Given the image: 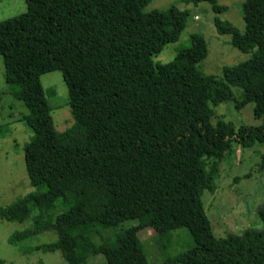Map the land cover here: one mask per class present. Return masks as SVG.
Masks as SVG:
<instances>
[{
	"label": "trees",
	"instance_id": "16d2710c",
	"mask_svg": "<svg viewBox=\"0 0 264 264\" xmlns=\"http://www.w3.org/2000/svg\"><path fill=\"white\" fill-rule=\"evenodd\" d=\"M24 1L25 12L0 20V56L8 92L28 111L20 119L32 131L23 157L37 190L0 208V218L21 222L32 208L39 213L10 242L51 229L56 240L34 248L59 250L64 264L98 254L106 264H149L139 232L149 228L163 239L185 228L193 244L158 264H264V203L256 210L262 229L216 237L201 201L204 190H215L232 142L264 144V0H243V33L214 19L233 47L251 51L224 67L223 78L198 69L207 54L198 33L172 60H153L178 39L187 10L145 12L150 0ZM185 1L226 9L217 0ZM50 71L62 74L74 120L63 131L53 125L39 81ZM229 100L236 109L253 102L261 123L212 124V106ZM125 220L137 224L103 234Z\"/></svg>",
	"mask_w": 264,
	"mask_h": 264
},
{
	"label": "rangeland",
	"instance_id": "374dc122",
	"mask_svg": "<svg viewBox=\"0 0 264 264\" xmlns=\"http://www.w3.org/2000/svg\"><path fill=\"white\" fill-rule=\"evenodd\" d=\"M242 2L243 0H217V3L224 5L226 9L214 12L206 1L194 4L185 0H150L143 7L145 12L153 9L163 11L171 5L188 11L185 27L178 39L165 44L153 60L158 63L172 60L176 51L190 46V35L198 33L207 43V54L197 64L198 69L205 74L223 78L224 67L247 60L251 51L243 52L233 47L228 34H219L216 31L214 19L226 20L243 33L245 25L242 18ZM25 10L24 0H0V20L14 17ZM39 81L51 107L55 129L65 130L74 120L62 74L59 71L46 72L39 75ZM232 91L234 100H239L240 92L234 87ZM234 105V101L229 100L212 106L214 113L210 119L211 123L214 124L217 118L232 122L236 128L240 125L261 123V117L253 114V102L246 103L241 109H236ZM27 112L24 103L8 92L3 59L0 56V208L37 190L30 184L23 157V145L32 136L31 129L20 120ZM231 147V152L218 163L215 190H204L201 195L212 233L216 237L225 236L227 233H241L247 228H263L256 210L264 203V169L260 167L264 144L254 143L250 147L241 148L236 142H232ZM38 213L37 208H32L28 217L21 222L0 218V264H64L59 250L43 251L34 248L36 245L55 241L54 230L41 231L24 240L10 242L15 232L33 226ZM135 224L136 220H125L103 234L114 237L121 230ZM138 235L149 264H158L193 244L185 228L174 230L163 239H159L155 231L149 228L141 230ZM93 241L99 242L97 236ZM86 264L106 262L103 256L98 254L89 257Z\"/></svg>",
	"mask_w": 264,
	"mask_h": 264
}]
</instances>
